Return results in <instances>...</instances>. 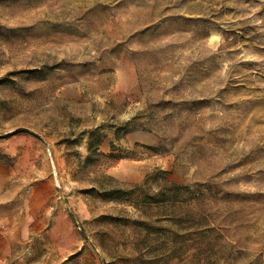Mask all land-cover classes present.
Here are the masks:
<instances>
[{
    "label": "rangeland",
    "instance_id": "rangeland-1",
    "mask_svg": "<svg viewBox=\"0 0 264 264\" xmlns=\"http://www.w3.org/2000/svg\"><path fill=\"white\" fill-rule=\"evenodd\" d=\"M4 231L20 264H264V0H0Z\"/></svg>",
    "mask_w": 264,
    "mask_h": 264
},
{
    "label": "crops",
    "instance_id": "crops-1",
    "mask_svg": "<svg viewBox=\"0 0 264 264\" xmlns=\"http://www.w3.org/2000/svg\"><path fill=\"white\" fill-rule=\"evenodd\" d=\"M5 241H6L5 231L0 232V245H1V247H0V264H20L18 261H16L17 258L15 256L13 257L10 254H8V255L6 254L5 246H4Z\"/></svg>",
    "mask_w": 264,
    "mask_h": 264
},
{
    "label": "bare ground",
    "instance_id": "bare-ground-1",
    "mask_svg": "<svg viewBox=\"0 0 264 264\" xmlns=\"http://www.w3.org/2000/svg\"><path fill=\"white\" fill-rule=\"evenodd\" d=\"M120 171L123 172V173L126 171L124 165L122 166V168L120 169Z\"/></svg>",
    "mask_w": 264,
    "mask_h": 264
},
{
    "label": "trees",
    "instance_id": "trees-1",
    "mask_svg": "<svg viewBox=\"0 0 264 264\" xmlns=\"http://www.w3.org/2000/svg\"><path fill=\"white\" fill-rule=\"evenodd\" d=\"M97 146V145H96ZM89 150H94L96 151V148L94 149V146H90Z\"/></svg>",
    "mask_w": 264,
    "mask_h": 264
}]
</instances>
